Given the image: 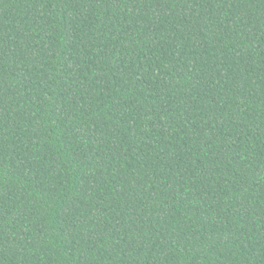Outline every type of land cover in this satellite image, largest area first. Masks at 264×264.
<instances>
[{"label": "trees", "instance_id": "trees-1", "mask_svg": "<svg viewBox=\"0 0 264 264\" xmlns=\"http://www.w3.org/2000/svg\"><path fill=\"white\" fill-rule=\"evenodd\" d=\"M0 264H264V0H0Z\"/></svg>", "mask_w": 264, "mask_h": 264}]
</instances>
